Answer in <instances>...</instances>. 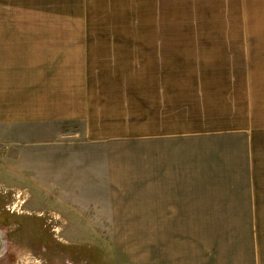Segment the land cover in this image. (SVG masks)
Wrapping results in <instances>:
<instances>
[{
	"label": "crops",
	"instance_id": "crops-1",
	"mask_svg": "<svg viewBox=\"0 0 264 264\" xmlns=\"http://www.w3.org/2000/svg\"><path fill=\"white\" fill-rule=\"evenodd\" d=\"M9 27L0 29V125L10 135L50 134L24 142L28 166L39 147L58 181H92L90 153L66 148L137 149L107 152L102 192L89 194L137 206L88 223L164 230L168 264H264V62L253 55L255 32L223 43L214 31L163 29L149 31L146 45L140 29L58 44L51 38L65 34ZM75 127L83 141L65 140ZM72 187L66 195L88 196Z\"/></svg>",
	"mask_w": 264,
	"mask_h": 264
},
{
	"label": "rangeland",
	"instance_id": "rangeland-1",
	"mask_svg": "<svg viewBox=\"0 0 264 264\" xmlns=\"http://www.w3.org/2000/svg\"><path fill=\"white\" fill-rule=\"evenodd\" d=\"M6 24L20 34H65L51 38L58 44L113 40L117 34L133 35L140 29L146 32V45L151 39L147 35L153 34L149 31L163 29L214 31L208 35L218 32L220 41L228 43L248 30L258 35L252 38L255 61L260 66L264 62V35H260L264 34V0H0V29H6ZM3 129L0 125V211L5 212H0V231L5 234L0 264H168L163 256L168 248L164 230L95 227L111 223L87 222L90 216H105L108 209L137 206L121 204L120 198L89 195L102 192L107 152L116 157L121 151L131 155L137 149L118 144L96 150L66 148L77 157L79 152L81 157L90 153L94 167V180L68 183L57 180L56 164L51 168L43 163L39 147L31 149L38 153L34 164L28 166V159L24 160L30 151L24 142L46 140L49 129L11 135ZM74 129L78 134H66L64 139L83 141L80 128ZM10 140L20 141L23 148L5 144ZM14 153H19L16 158ZM71 185L88 196L66 195L72 192Z\"/></svg>",
	"mask_w": 264,
	"mask_h": 264
},
{
	"label": "flooded vegetation",
	"instance_id": "flooded-vegetation-1",
	"mask_svg": "<svg viewBox=\"0 0 264 264\" xmlns=\"http://www.w3.org/2000/svg\"><path fill=\"white\" fill-rule=\"evenodd\" d=\"M4 210H6V209H4ZM0 212H2V214L5 215V212H3V210ZM4 237H5V234L2 231H0V257L3 255L4 249H5L4 248L5 247V238Z\"/></svg>",
	"mask_w": 264,
	"mask_h": 264
}]
</instances>
